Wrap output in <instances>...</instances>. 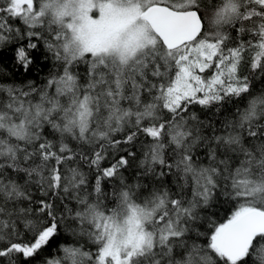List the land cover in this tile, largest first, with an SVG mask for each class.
<instances>
[{"label": "snow or ice", "instance_id": "1", "mask_svg": "<svg viewBox=\"0 0 264 264\" xmlns=\"http://www.w3.org/2000/svg\"><path fill=\"white\" fill-rule=\"evenodd\" d=\"M6 46L53 71L0 81V264H264V0H0Z\"/></svg>", "mask_w": 264, "mask_h": 264}, {"label": "trees", "instance_id": "2", "mask_svg": "<svg viewBox=\"0 0 264 264\" xmlns=\"http://www.w3.org/2000/svg\"><path fill=\"white\" fill-rule=\"evenodd\" d=\"M219 0H212V3H218ZM14 26H20L19 22H14ZM13 54L11 46H6V49L0 50V68L4 69L2 76H0V81L5 83H15L16 86L20 87L24 84H27L29 80L34 81L37 85L43 86L44 81L47 78V74L49 71H53L51 62L47 66L43 64L41 61L40 63L30 66L29 72L24 73L23 69L20 68L19 65L15 64L13 60ZM241 74L249 76V79L252 81L253 87L256 90H264V76H260L259 74H253L250 68L247 65L242 66ZM239 104L241 108L245 106L244 102L232 100L231 102L226 103L221 109L220 113L216 114V119L220 120L224 117H231L232 112L235 110L234 105ZM199 111V109H197ZM210 111H215L212 109ZM51 138V137H50ZM83 170L86 174H88L89 179L92 177V173L88 172L87 166L85 165ZM113 190L112 185H108L106 191L111 193ZM223 199V198H222ZM105 203L108 204L109 207L113 206L111 203V197L109 201ZM237 205L233 203H218V205L211 210L212 213V220L215 223H223L229 218L231 212L235 210ZM201 231L211 232V227L208 224H205ZM206 237H201L202 242H206ZM74 242V238L67 232H63L58 238H53V241L50 242L48 246H46L41 254L35 258L32 264H46L48 260L59 258L63 255L61 248L68 243ZM84 244L86 250L95 251V246L85 243L83 240L81 241Z\"/></svg>", "mask_w": 264, "mask_h": 264}, {"label": "rangeland", "instance_id": "3", "mask_svg": "<svg viewBox=\"0 0 264 264\" xmlns=\"http://www.w3.org/2000/svg\"><path fill=\"white\" fill-rule=\"evenodd\" d=\"M93 15H95V13H93Z\"/></svg>", "mask_w": 264, "mask_h": 264}]
</instances>
